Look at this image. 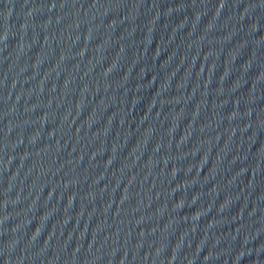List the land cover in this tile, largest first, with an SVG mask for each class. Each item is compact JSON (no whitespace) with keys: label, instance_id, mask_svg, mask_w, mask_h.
Here are the masks:
<instances>
[{"label":"water","instance_id":"obj_1","mask_svg":"<svg viewBox=\"0 0 264 264\" xmlns=\"http://www.w3.org/2000/svg\"><path fill=\"white\" fill-rule=\"evenodd\" d=\"M0 264H264V0H0Z\"/></svg>","mask_w":264,"mask_h":264}]
</instances>
